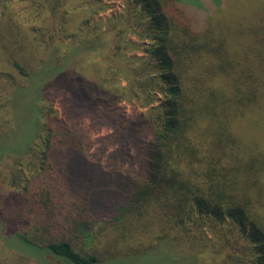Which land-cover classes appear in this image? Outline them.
<instances>
[{
  "label": "trees",
  "instance_id": "trees-1",
  "mask_svg": "<svg viewBox=\"0 0 264 264\" xmlns=\"http://www.w3.org/2000/svg\"><path fill=\"white\" fill-rule=\"evenodd\" d=\"M18 1L34 25L0 7V264H264V0H124L103 21L109 0Z\"/></svg>",
  "mask_w": 264,
  "mask_h": 264
},
{
  "label": "rangeland",
  "instance_id": "rangeland-1",
  "mask_svg": "<svg viewBox=\"0 0 264 264\" xmlns=\"http://www.w3.org/2000/svg\"><path fill=\"white\" fill-rule=\"evenodd\" d=\"M106 3H107V6H106L105 10L100 12L99 14L93 16L92 17L93 21H97V20H102L103 21L104 19H106L109 16L117 15L118 13H120L122 5L124 3V0H109ZM0 7H1V10L6 8L7 9V13L11 15V18L14 21L22 24L23 26L25 25L24 27H26L28 30L32 29V27L34 25L33 22L25 20L22 17V15L20 14V9H21L22 6H21V3L18 0H0ZM127 38L131 42H133L136 45H138V48L134 51V53H128V54H135V55H138V56L144 55L142 50L145 49V47H146L145 43L142 42V41L141 42L137 41L133 36H130V35H128ZM117 103H118L119 107H121L123 109V112H124L125 115H131V114H135V113H139V112H143L144 111V108L141 107L135 101H124V100H120L119 101L118 100ZM45 105L48 106L47 108H49V110L51 112H54V114L58 118H64V115L62 114L61 107L59 105V101L57 99H54V100H52L51 103H48V104H45ZM26 121H27V123H28L30 128L34 127V124L29 122L28 119ZM86 124H87V121H85L84 125L86 126ZM24 128H21L20 132H18L17 135L14 137L12 146L16 145V142H18V144H21V143L24 142L25 136H26V132H28V131H24ZM245 128L246 129H251L249 126L247 127V123L245 124L243 122L240 125V129L239 130H242V129H245ZM98 130H99V132H96L97 130H94V129L89 132V136H90L91 139H94L95 137H97L99 135H103L104 133L107 132L105 127H100V128H98ZM253 131H256V130L253 129L252 132ZM254 133H251V134L246 133V135L241 133L243 135V136H241L242 137L241 139L244 142L253 141L252 139L256 138V137H254V135H252ZM17 137H18V140H17ZM255 142H257V141H255ZM5 232H8V231H5ZM8 234H9V236H11L9 232H8ZM88 237L91 238L90 235ZM0 245H1L0 246V254H3V253H5V251H7V249H6L5 245H2L1 242H0ZM20 246H22V247H24V248H26L28 250H31V251H38L37 249L33 248L30 245L27 246V245H24V244H20Z\"/></svg>",
  "mask_w": 264,
  "mask_h": 264
}]
</instances>
